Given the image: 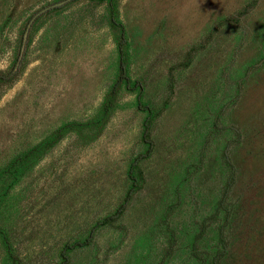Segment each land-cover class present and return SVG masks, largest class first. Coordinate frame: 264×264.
<instances>
[{
    "label": "rangeland",
    "instance_id": "rangeland-1",
    "mask_svg": "<svg viewBox=\"0 0 264 264\" xmlns=\"http://www.w3.org/2000/svg\"><path fill=\"white\" fill-rule=\"evenodd\" d=\"M55 1L0 0V73L15 66L32 14ZM116 8L128 76L154 110L167 104L139 162L141 188L67 264H199L192 248L211 255L222 224L221 264H264V0H117ZM49 10L31 21L14 75L0 84V173L62 123L93 122L13 168L15 182L11 170L0 174L12 255L0 240V264H58L64 242L82 240L119 204L127 166L144 149L134 91L119 86L98 124L117 64L105 4ZM225 160L233 180L219 207Z\"/></svg>",
    "mask_w": 264,
    "mask_h": 264
},
{
    "label": "trees",
    "instance_id": "trees-1",
    "mask_svg": "<svg viewBox=\"0 0 264 264\" xmlns=\"http://www.w3.org/2000/svg\"><path fill=\"white\" fill-rule=\"evenodd\" d=\"M59 1V0H58ZM78 0H67L64 4H70L73 2H76ZM95 1L97 3H104L107 17H108V26L111 29L117 30V36L115 38V48H116V76L111 83L108 91L105 94V97L103 99V102L101 104V107L98 111V124L102 123V121L105 119V117L108 114L109 108L111 107V102L114 94L116 93L119 86H123L128 91H134V102L135 106L138 110L144 112V117L141 123V132H140V141L144 145V149L137 153L132 159L130 160L127 169H126V178L128 180V186L124 192V195L119 202V204L115 207V209L108 215L102 217L101 219L96 220L88 229L87 234L82 240H74V241H66L62 244L61 249L59 251V262L58 264H67L69 261L68 253L77 247H83L92 242V236L94 232L100 228L101 226L111 224L112 222L116 221L124 212V209L126 205L128 204L132 194L136 191H138L141 188L142 181H143V175L142 171L139 166V162L145 158H147L153 147V142L150 138V127L154 120V118L159 114L160 111H162L166 104L167 99H165L160 108L158 110H154L148 103L144 102L142 100V92H143V86L142 83L139 80L136 79H130V77L127 74L126 68H127V57H128V42H127V36L125 32V28L120 21V19L117 16V8H116V1L117 0H90ZM56 2V1H55ZM60 6L51 7L49 11L55 10L59 8ZM192 49V48H191ZM190 49V50H191ZM189 51H187L186 57H188ZM14 69V67L12 68ZM12 69L8 72L0 73V84L8 82L13 77L14 73ZM95 121V120H94ZM97 121V120H96ZM93 121L88 122H65L59 125L58 127L53 130V132L44 138L43 140L37 142L36 144L32 145L28 149H26L21 155H18V157H14L11 161H9L4 169L1 171V175L4 174V172H10L13 176V182H15L17 179V175L13 172V168H19L20 165L23 163L27 164L28 158H36L39 156V153L51 146L54 142H56L65 132L72 130L74 128L82 127L85 124H90ZM97 123V122H96ZM226 164L229 165V174L227 177V181L225 182V185L223 187L221 197L219 199V202L217 205L220 207L221 202L224 201V199L227 196L228 189L232 183L233 177H232V166L228 163V160H225ZM2 194L0 193V200H1ZM222 228L223 224L220 225L217 229V243L219 247L211 254L208 255L205 254L203 257H200L197 255L196 249L192 248V254L196 256L200 260L199 264H203L205 260L208 258V264H221V260L224 256V249H225V241L224 237L222 235ZM0 240L1 243L4 246L6 258L10 259L12 258L11 251H10V245L8 243V238L4 230L0 228Z\"/></svg>",
    "mask_w": 264,
    "mask_h": 264
},
{
    "label": "water",
    "instance_id": "water-1",
    "mask_svg": "<svg viewBox=\"0 0 264 264\" xmlns=\"http://www.w3.org/2000/svg\"><path fill=\"white\" fill-rule=\"evenodd\" d=\"M67 0H59V1H56V2H53L49 5H46L40 9H38L37 11H35L32 16L29 18L28 22L26 23L25 25V28H24V31H23V34H22V39H21V43H20V47H19V53H18V56H17V59H16V62H15V66L14 68H16V66L18 65L20 59H21V56H22V52H23V49H24V43H25V39H26V35H27V31H28V27L31 23V21L41 12L51 8V7H56V6H60L62 4H64Z\"/></svg>",
    "mask_w": 264,
    "mask_h": 264
}]
</instances>
